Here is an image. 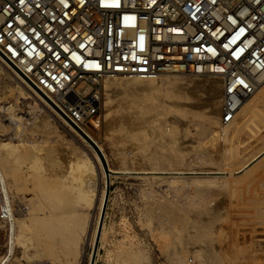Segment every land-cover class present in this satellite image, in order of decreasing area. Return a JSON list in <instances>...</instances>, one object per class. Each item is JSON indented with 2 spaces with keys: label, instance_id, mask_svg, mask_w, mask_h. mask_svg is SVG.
Returning a JSON list of instances; mask_svg holds the SVG:
<instances>
[{
  "label": "bare ground",
  "instance_id": "6f19581e",
  "mask_svg": "<svg viewBox=\"0 0 264 264\" xmlns=\"http://www.w3.org/2000/svg\"><path fill=\"white\" fill-rule=\"evenodd\" d=\"M7 68L10 69L0 61V79L7 72L12 73L17 79L15 73L11 69L10 72L7 71ZM171 75L173 73H163L156 76L116 75L102 80L101 84L105 90V95L118 97L120 99L118 105L123 99L127 101V103L124 102V106L121 103L125 100L120 103L123 109H119L118 111L121 110V112L115 114L116 116L114 115L115 123L112 121V124H116L119 129L117 130L121 132L120 141L125 148L130 147V149H127V151L124 149L125 152H123L121 146L116 144L117 147H120L115 150L116 154L120 155V160L125 165H139L138 172L130 169V167L129 169L132 171H112L110 173H135L141 176L143 184L149 187L147 193H144V197L148 198L145 203L147 215L149 217L156 215L160 219L166 218L171 225L181 230L184 229L187 234L184 236L186 238L184 241L182 240L183 242L192 244L202 238V241L205 240V246L201 245L199 241L196 243L197 246L194 247L204 250L206 253L226 250L233 251V253L253 251L256 248L254 244L246 245L247 243L238 244L234 242L224 246V250H222V246L215 244L217 238H215L214 233L215 230L220 228V223L223 219H226V213L229 212L239 216L251 217V219L252 217L259 218L264 229V184L261 186L257 184L258 186L251 188V185L260 181L262 179L260 177L264 175V132H255L250 127V123L255 122L253 120L256 117L264 120V105L256 103L251 105L247 100L252 96L254 99L259 100L264 98V78L260 79L256 90L243 100L235 117L226 122L222 129L213 126L216 123L212 122V125L204 123L199 138L202 140L208 134L211 136L202 141L203 143L201 142V147L208 148L211 154L218 159H211V162L216 161L218 166L223 163L222 166L214 168L215 170H210L211 168L204 170L198 166L194 167L192 164L190 166V162L197 160L196 156L195 159L191 157L194 159L193 161H187L190 148H193V146H189L193 136L188 132V126L193 123V120H189L191 119L189 116H187L189 117L187 119L176 117L174 118L176 120H172L176 121L178 126L170 124L169 126L165 125L163 128V122L165 121L161 117L164 114L163 110L166 105L183 109L187 113L189 107L187 103H183L187 108L183 107L181 101V99H185L186 92L183 90L187 87L185 82L179 76ZM170 77H173V79H170ZM162 79L168 82L165 87ZM88 88L87 83H80L77 86V90L81 91H87ZM11 89L14 96L13 104L4 108V111L8 117L18 123L15 125L16 129H14L17 137L0 139V200L3 210L2 219L7 227L5 229L7 230L5 235L7 248H5L3 264L17 263L18 258L14 255L16 247L21 248L23 260L30 264H39L41 260H46L49 264H83V259L87 255L85 251L87 244H93L94 240H98V243L106 241L107 232L105 231L104 220L101 225V218L105 211L103 207L106 206V198L109 193H106L105 190L107 174L98 153L80 134H84L82 128H86V126L79 124L78 121L72 118L75 121L73 123L66 113L50 102H44L40 94L32 93L23 84H17ZM182 90L185 92H183L184 95ZM29 92L34 97L38 96L41 101L37 100V102ZM164 93L166 97H163ZM30 97H32L30 102L25 100ZM188 98L186 99L188 100ZM23 102L30 104L27 106L30 114H33L36 108L40 106L44 111L52 112L49 114L53 116L55 122L59 123V120H61L67 127L69 126L82 147L81 150H78L79 153L73 154V156L69 155L65 159L62 158L63 161L56 158L53 150L45 154V157L38 156L39 153L35 152V149L41 147V145L37 147L33 140L32 142H25L24 137L22 138L21 135L24 118H22L23 116H16L17 113H15L14 107ZM211 103L214 106L217 101L212 100ZM250 110H254L256 113L255 118L250 116ZM45 119V117L40 116L38 121L33 123V128L41 127L45 123ZM94 120V123L91 122V124L98 126L97 119ZM212 133H214L216 139L214 138L212 146H207V143L212 142L210 141L213 139ZM217 133L218 135H216ZM155 137L160 139L155 140ZM120 145L122 144L120 143ZM201 161L200 163L199 161L196 162L201 164ZM205 161L207 160L205 159ZM194 164L196 166V163ZM226 165L227 167L229 165L230 169H227ZM46 169L52 175V178L49 177L48 183L41 178H36L34 175ZM27 180L31 184L33 182L34 186L30 190L34 191L35 195L28 198L29 203H26L27 199L23 195ZM107 184L109 185L108 182ZM155 185H162V187L164 185L166 189H170L174 193L172 196L165 198L162 194L164 199L156 200L158 197L154 195L157 191L153 194ZM44 187L47 189H43ZM230 188L238 190V194L234 193V195L231 194L232 196L228 197L230 198L228 199L230 200L229 205L219 207L214 204L212 206L213 194L217 192L219 195L223 190ZM211 189L214 192L207 193V190L210 191ZM252 190L257 193L247 197L245 192ZM41 191L47 193L48 196L46 209H43L41 203ZM218 191L221 192L218 193ZM33 198H36V200H33ZM13 207L15 210L12 209ZM233 220L227 217L225 221L228 223L227 225L232 226ZM256 225L259 224L256 223ZM262 231L264 235V230ZM126 244L128 245L119 246L120 255H117L114 264H121V255L123 254L135 256L134 243H128L127 241ZM176 244V241L169 244L168 248L170 250L168 251L172 249L185 251V246ZM96 246L95 241L93 250ZM260 247L264 249V244H260ZM186 249L188 248L186 247ZM90 257L91 253L88 254V259ZM229 259L231 258L229 257ZM178 260H181V258H178Z\"/></svg>",
  "mask_w": 264,
  "mask_h": 264
},
{
  "label": "built area",
  "instance_id": "2783aa9c",
  "mask_svg": "<svg viewBox=\"0 0 264 264\" xmlns=\"http://www.w3.org/2000/svg\"><path fill=\"white\" fill-rule=\"evenodd\" d=\"M0 61L73 123L103 79L163 73L216 79L226 123L264 78V0H0Z\"/></svg>",
  "mask_w": 264,
  "mask_h": 264
},
{
  "label": "rangeland",
  "instance_id": "374dc122",
  "mask_svg": "<svg viewBox=\"0 0 264 264\" xmlns=\"http://www.w3.org/2000/svg\"><path fill=\"white\" fill-rule=\"evenodd\" d=\"M7 71L10 72V69L7 68ZM7 73H5V75L0 79V126H1L0 127V139H4L8 137L9 138L17 137V135H15L16 132L14 129H16L15 125L18 123H15L14 120L8 117L7 113H5L4 111V108L13 104L14 96L12 95L13 93L11 92L13 90L12 89L10 90V88H14L17 84L22 85V83H20V81L16 79L12 73H8V74ZM171 76H179L181 80L185 82V85L188 87V88L186 87V89H183L186 93L182 90V93L183 92L185 93V95L183 93L185 99H181V101H182L183 107L187 108V106L183 104V103H187V105L189 106L188 108L190 110L187 108L188 110V113H187L183 109H179L177 107H171V105H166V107L163 110L164 114L161 117V119L165 121L163 122V128L165 125L169 126L170 124L178 126L176 124V121H174L176 120L174 119L176 117H181V119L182 118L187 119L190 117L191 119L189 120H193L194 124L191 122L192 124L190 123L191 125L188 126V132H190L191 136H193L192 137L193 142L191 141V143H189V146L191 145V147L193 146V148H190V151L188 154L189 158L187 159V161L188 162L191 160L193 161L196 156L197 160L193 161L194 163H196V166L193 162H190V166L192 165H194V167L198 166V167L203 168L204 170H206V168L207 170H209L210 168H211L210 170H215L214 168H218L219 166H222L223 163L222 165L218 166L216 161L211 162V159L213 160L215 157L213 156V154H211L208 148L205 149V147L204 148L201 147L202 146L201 144L203 143L202 141H205V139H208L209 136L211 135L208 134L202 140L199 137H201L200 132H201V128L204 127V123H207L209 125L212 122L216 123L213 126H217L218 129L219 127L222 129V126L226 124L225 122H222L220 120L221 118L220 83L216 79H213L210 77L194 75V74H189V73L173 74ZM170 79H173V77H170ZM162 83L164 87L168 84V82L165 79H162ZM104 93H105V90L103 89L102 84H101V94L97 101V109L95 110L94 113H92L91 115H88L87 117L81 120L82 124L86 126V128H82V131L84 132V134L80 132L79 133L93 146L95 151L98 153V156L101 160L104 171L107 174V182L109 183V193H108L107 202L105 206L106 214L104 211L103 216L101 218V225H102V221L104 220L105 231L107 232V234H106V239H105L106 241L102 242L103 244L98 243V240H94L93 244L91 245L90 243L87 244L85 248L87 255H85L83 259V264H88L89 262L90 263L92 262L93 264L94 257H95L94 264H114L115 258L118 257L117 255H120L119 253L120 247L122 245L127 246L128 245L126 244L127 241L128 243L130 242L134 243L135 256H131V254L121 255V259H122L121 264H127L128 262L131 264H264V249L263 247H260V244H264V241H263L264 235L262 233L263 232L262 230L264 229L261 226L259 218L252 217V219L254 220L253 221L251 217L249 218L247 216L235 215L233 214V212L226 213V219L227 217L229 219H234L233 220L234 223L231 226V225H227L228 223L225 221L226 219L222 220V222L220 223V228L215 230V233H214L215 238H217L215 240L216 241L215 244L217 246H222V250H224L223 249L224 246L233 244V242L238 243V244L247 243L246 245L254 244L256 248L253 249V251L255 252L251 250L252 252L242 251V252L233 253V251L226 250L223 252L221 251L222 252L221 254L220 251L216 253L214 252L206 253L204 252V250H199L197 247L195 248L194 246L199 241L201 242V245L205 246V240L202 241L201 240L202 238L192 243L193 245L191 243L189 244V243L183 242L184 239L186 238L184 236H186L187 234V232H184L185 231L184 229L181 230L180 228L178 229L176 226L171 225L166 218L160 219L156 215H154L153 216L154 218H153L147 215V212L145 211L146 210L145 203L147 202L148 198L144 197V193L145 194L147 193L148 191L147 189L149 187L143 184L142 177L138 176L135 173L134 174L110 173L112 171L125 172L127 170L128 171L135 170L136 172H138L139 170L137 168H139L138 167L139 165L133 164L130 166V164L129 165L123 164L122 161L120 160L121 158L119 157L120 155L118 156V154H116V151H115L117 148H120V147H117L118 144L119 146H121V149L123 150L125 149L127 151V149H130V147L125 148L124 144L120 141L121 132L118 131L119 129L118 127H116V124L115 125L112 124L115 119L114 115L115 114L117 115L119 114V112H121V110L123 109L122 106H124L125 103H127V101L123 99L125 101L122 100L123 102L122 101H121L122 103L120 102L122 106L120 103L118 105V100L120 101L118 97L114 95H112L113 97L112 96L109 97L105 95ZM29 94L34 97V95L31 92H29ZM163 97H166L165 93L163 94ZM34 98L36 101L37 100L41 101L38 96L37 97L35 96ZM186 98H188V100ZM253 99H254L253 96L247 99L249 100V103L251 105H253L254 103L264 105V98H262L263 100L262 99L253 100ZM25 100L30 102L32 100V97L27 98ZM212 100H216L217 104L213 106L211 103ZM191 104L193 105L192 107H191ZM22 105L23 106L25 105V106L23 107ZM29 105L30 104L23 102L21 104L18 103L17 106L14 108H15V113H17L16 116H21V117L23 116L22 118H24L23 125H22L23 132L21 134L22 138L24 137L23 140L25 142H32L33 140V143H35L37 147L41 145V147H38L35 149V152L39 153L37 154L38 156L40 155L41 157H45V154L53 150L54 154L56 155V158L63 161L67 156L69 155L73 156V154L79 153L78 150H81L82 147L80 146V143L76 140V135H74V133L69 129V126L67 127L64 123H62L61 120H59V123L55 122L52 118L53 116L49 114L52 112H46L40 106L36 108L33 114H30L28 110L29 107L27 108V106ZM119 109L121 110L118 111ZM249 112H250L249 113L250 116L255 118L256 113L254 112V110H250ZM40 116H43V118L44 117L46 118L44 121L45 123L41 121L44 124L41 127L34 129L33 123L35 121L37 122ZM94 119H97L98 126L91 124V122L94 123L95 121ZM259 120L261 119L256 117L253 120L255 122L250 123V127L253 128V131L255 132L259 131L261 133V132H264V120H261L262 122ZM113 126H115L116 128H114ZM213 134L214 133H212L213 139L210 140L212 142L207 143V146L213 145V142H214L213 140L214 138L216 139V137H214ZM216 135H218V133ZM157 139L159 140L160 138L155 137V140ZM120 143L123 146L120 145ZM125 150L123 152H125ZM191 157H194V159H192ZM205 159L207 161H205ZM209 159L210 161H208ZM214 160H218V159L215 158ZM196 161H199V163L201 161V164L197 163ZM129 168L132 170H130ZM227 169H230L229 165ZM42 171L43 173H41ZM42 171L41 172L39 171L40 172L39 174L37 173L34 175L36 178H39V179L41 178L45 180L46 183H48L47 181L50 179L49 177H51L52 175L48 173L49 171L47 169L45 171L44 170ZM224 175H227V174H224ZM260 178L262 179L258 181L259 183L255 182L256 184L255 183L252 184L251 188L254 186L255 187L258 186L257 184H259V186L264 184V175L261 176ZM102 185L103 184L101 183V186ZM33 186H34L33 182L31 184L30 181L27 180L25 190L23 191L24 198L27 199L26 203H29L28 198L35 196L34 191L30 190V188ZM27 187L29 190L27 189ZM45 188L46 187H44L43 189ZM154 188H153V194H155L157 191V193L154 195L155 197H158L156 198V200H163L165 197L172 196L174 193L172 190L166 189L164 185L163 187L162 185H155ZM212 192H214L212 189L210 191L207 190V193H212ZM220 192L221 191H218V193ZM248 192L249 191L245 192L247 197L248 196L251 197L255 193H257L256 191H253V190L250 191L249 193ZM234 193L238 194V190H233L232 188L226 189V190H223L219 194L220 196L217 194V192L214 193L213 194L214 199H212V202H211L212 206L214 204L219 207L228 206L229 201H230L228 200L230 199L228 197H230L231 194L234 195ZM40 195L42 196L41 203H42L43 209H46V206H47L46 204H48L47 193L45 194L44 191H41ZM33 200H36V198H33ZM12 209H14V207ZM156 219H158L161 223ZM224 222L226 223L224 224ZM0 223H1L0 225H2L0 226V247L7 248V239L5 236L7 233V230L5 229L7 227L5 226L3 222H0ZM256 223L259 225H256ZM101 225H100V228H101ZM229 230L231 231V233ZM173 240L176 241L177 243L176 245L185 246L186 252L179 251L176 249H172L171 251H168L170 250L168 248V245L173 243L174 242ZM95 241L97 243V246L93 250L94 248L93 245ZM260 241L261 243H259ZM186 247L188 249H186ZM189 247L191 248L190 249L191 251L189 250ZM19 248L18 247L15 248L14 255L18 258V260H17V263L14 262L13 264L15 263L16 264L18 263L19 264H30L26 260H23L21 256L22 255L21 248L20 249ZM194 248L195 250L193 251ZM96 252H97V255H96ZM89 253H91V257L88 259ZM229 257L231 259H229ZM246 257L249 259H247ZM178 258H181V260H178ZM39 264H49V263L46 260L44 261L41 260Z\"/></svg>",
  "mask_w": 264,
  "mask_h": 264
},
{
  "label": "water",
  "instance_id": "95a60500",
  "mask_svg": "<svg viewBox=\"0 0 264 264\" xmlns=\"http://www.w3.org/2000/svg\"><path fill=\"white\" fill-rule=\"evenodd\" d=\"M105 190H106V193L109 192V185L107 184V182L105 183ZM106 201H107V198H106ZM103 208H105V206Z\"/></svg>",
  "mask_w": 264,
  "mask_h": 264
}]
</instances>
